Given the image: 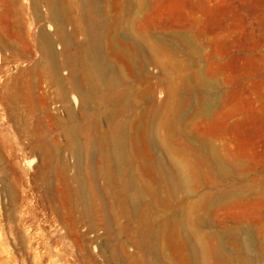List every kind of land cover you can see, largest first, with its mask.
Instances as JSON below:
<instances>
[{"label": "rangeland", "instance_id": "374dc122", "mask_svg": "<svg viewBox=\"0 0 264 264\" xmlns=\"http://www.w3.org/2000/svg\"><path fill=\"white\" fill-rule=\"evenodd\" d=\"M46 1L0 0L5 264H151L153 258L173 264L163 233L173 221L187 264L196 234L220 241L241 264H264V0H96L103 11L92 15L81 8L86 0H66L67 19L59 12L51 17ZM114 16L116 36L131 55L107 58L111 67L104 76L92 73L96 92L89 96L71 75L77 47L86 28L102 37ZM42 31L52 39L63 89L46 66ZM106 108L112 115L102 114ZM151 109L158 110V132L149 130L146 152L153 165L159 158L180 161V184L171 189L152 171L142 173V160L148 163L142 152L128 167L145 188L137 208L117 183L111 208L101 178L79 184L80 164L96 163L92 121L111 143L110 128ZM70 124L77 144L69 147ZM78 189L89 203L77 200Z\"/></svg>", "mask_w": 264, "mask_h": 264}, {"label": "bare ground", "instance_id": "6f19581e", "mask_svg": "<svg viewBox=\"0 0 264 264\" xmlns=\"http://www.w3.org/2000/svg\"><path fill=\"white\" fill-rule=\"evenodd\" d=\"M95 1L96 0H86V2L81 3V8L82 9L86 8L88 15L98 14L100 10L103 11V8L101 9L96 8ZM46 2L51 7V11H50L51 17L55 18L56 16H58L57 15L58 12L65 19L70 17L69 16V5L66 0H47ZM53 5L54 7H56L55 9L52 8ZM105 25H107V23H105ZM117 26H118V16H114L110 25H108V27L110 28L108 29V31L105 32V34H103L102 37L96 36L94 34V29L92 30V29L86 28L85 39L80 44H78L77 51H76L77 66H75L74 69H72L71 75H73L74 77L75 76L77 77L78 83L82 87V90H83L82 92L86 93L89 96H94L96 92V86L92 80V77H93L92 73L96 72L100 74L101 76H104L106 71L111 67L110 66L111 64L107 62V58H109V60H114V58H116L115 56L118 53H123L125 56H128V54H130L132 51L130 50L131 48L129 49L128 46L125 45V43H123L117 38L116 36ZM108 32H111V40L110 38H107L109 36ZM40 33L41 35L39 36V38L42 41V45H43L42 53H44L43 55L45 57V60H47L46 61L47 65H46V62L44 61L45 65L49 67V70L51 71L54 79H56V81L61 84V88L63 89L62 80L59 79L58 77L59 68L57 64L55 63V57L57 54L53 51L52 39L51 37L48 36L47 33L43 31ZM116 67H113V70H114V76L116 77V79H118L122 76V74ZM178 88H179V85H175L170 90V93L178 90ZM14 93H9V94H14ZM144 93L145 91L142 90L140 95L143 96ZM10 96L14 98V95H10ZM75 101H76L75 96H72V102L75 103ZM176 107H177V104L173 103L169 109L170 116L168 117L167 122L164 124L165 127L167 126V131L171 129L169 128V122H171L172 119L174 118ZM112 113L113 111H110V109H107V108L102 110L103 115L110 116L112 115ZM157 117H158V110L156 109L146 110L144 111L143 114H141L138 117L136 121L126 122L125 124L121 126H117L116 128H112V129L110 128L109 130L112 134L111 143L109 139L108 141L106 139V137L108 136L107 133L105 131L102 132L101 129L97 127V124H98L97 119L96 118L93 119L92 129L94 130V137H93L91 146L93 147V152L96 155V163L90 167L83 165V163L82 164L79 163L80 166L78 165L79 166L78 174L82 177L81 178L82 181L81 183L79 182V184H82L81 186H83L86 178H91L94 176L101 178L104 182L102 188H104L103 190H105V193L107 194L108 199L110 198L109 199L111 203L110 207L114 208V205L116 204V201H115L116 191L113 190V186L116 185L117 183L119 187L125 192L132 208L135 210L141 200V197L143 196L145 188L138 186L134 174L132 172H129L128 167L131 164L130 161L133 158V156H137V155L140 156L141 153L143 152L142 156L145 155V158L147 159L148 163L146 165V161L142 160V162L143 161L144 162L143 163L141 162V164L143 166L145 163V166L141 168V172L145 173V171H148V172L152 171L156 175L158 180L160 181L161 185H169L171 189H175L176 187H178L181 181L179 170L182 168L183 164H181L180 161H178L175 158H173L172 161H165L159 158L156 161L157 164L155 163L153 165L151 164L149 153L146 152L147 142L150 141L148 139L150 135L149 130L150 132L154 131V133L152 132V134L156 133L154 136H157V132H158L157 131ZM135 130L139 131V134H140L139 137L141 138V139L139 138L140 141L137 140L136 138ZM74 131H75L74 124H70L66 129L67 138L69 139L67 146L69 145L72 146L74 144H77V143H73L72 141ZM28 140H29L30 145L35 146L34 139L29 138ZM87 144L88 143H86L85 145ZM46 146L48 145L46 144ZM89 146L90 145L88 144V147ZM53 147L55 148L54 145ZM79 148H81V150L79 149L80 150L79 154H80V159H81V154L84 151V147L83 145H81L79 146ZM33 149L34 150L32 151L34 152L37 150L36 148H33ZM1 157L2 156L0 155V161H1L0 163H4L2 162ZM187 166L188 165H186V167ZM46 168L47 170H49V167H46ZM126 171L128 172L127 176H126ZM145 174H147V172ZM46 175H47L46 177H48V173ZM79 190L80 189L77 190V193L74 192L77 194L76 197L78 196L79 198V199L77 198V200H84L86 204V202L89 200L86 201L85 198L82 199V194H81L82 190L81 192ZM158 199L162 200L161 197ZM260 201L264 202V196L260 198ZM83 208H84L83 210L86 209L84 204H83ZM175 224H176L175 221H173L171 224L170 230L163 231L164 240L169 246L173 248L174 252L173 254H171V257H170L173 264H187L186 258L184 257L182 253L183 241H181L179 229L176 228L177 226ZM201 238H202L201 235L196 234L195 242L191 243V249H190L191 252H190V257L188 260L190 264H241V262H239V260L237 259L239 256L235 258L236 260H234L233 259L234 257L232 255L225 253L222 250V244L220 241L215 242L213 244L212 242L208 243ZM238 247L239 246L237 245V248ZM241 247L245 248L244 245L243 246L241 245ZM215 262H220V263H215ZM150 263L158 264V261L157 259L153 258L152 260H150ZM243 264H245V262H243Z\"/></svg>", "mask_w": 264, "mask_h": 264}, {"label": "crops", "instance_id": "0c3cea01", "mask_svg": "<svg viewBox=\"0 0 264 264\" xmlns=\"http://www.w3.org/2000/svg\"><path fill=\"white\" fill-rule=\"evenodd\" d=\"M0 264H5V256L2 252L0 253Z\"/></svg>", "mask_w": 264, "mask_h": 264}]
</instances>
